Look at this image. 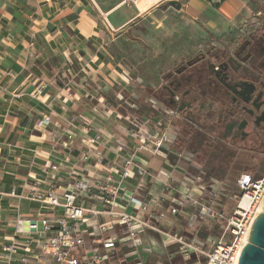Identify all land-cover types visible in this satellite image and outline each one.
<instances>
[{"label": "crops", "instance_id": "1", "mask_svg": "<svg viewBox=\"0 0 264 264\" xmlns=\"http://www.w3.org/2000/svg\"><path fill=\"white\" fill-rule=\"evenodd\" d=\"M254 1L223 0L214 4L209 0H179L182 6L175 8L165 0L160 8L146 15L148 18L140 19L143 50L147 54L154 51V58L161 56L169 45L165 37L175 35L188 40L197 38L198 44L206 47L234 43L242 35L239 28L252 18ZM117 3L118 0H0V86L9 99L0 95V264H6L3 247L15 238L18 213L31 215L41 210L39 203L28 198L33 190H47L53 184L62 193L71 180L70 174L106 175L111 171L118 176L127 158H132L134 164L131 176L124 181L128 190L124 200L127 202L132 195L142 200L147 209H135L123 200L119 206L161 231L138 228V248L118 242L107 251L89 234L88 225L81 223L89 248L88 252L78 253L83 264H94L96 248L107 255L105 264H198L195 255L190 259L182 257L179 246L165 239L163 232L194 238L207 249L219 235L218 221L199 218L198 208L183 199L187 193L194 197L206 194L208 188L170 151L171 142L156 153L140 148L143 133L158 137L171 126V109L151 99L155 98L156 86L141 76L133 78L130 70H121L124 67L119 62L99 57L102 42L108 34H115L106 29L98 8L107 14L119 35L127 33L138 16L134 5ZM123 8L125 14L115 24L110 17ZM198 53L201 51L196 48L185 58ZM143 80L145 83L140 84ZM43 85L42 94L34 96ZM128 96L130 99H126ZM127 101L134 103V112L127 108ZM132 113L141 127L139 133L129 123ZM44 115L54 116L63 124L65 118L84 116L91 119L92 128L88 132L79 125L73 130L75 137L69 138L54 124L39 126ZM98 134L99 143L87 147V137ZM85 151L93 156L91 160L83 159ZM98 153L102 156L100 164L96 162ZM54 164L59 166L57 170L52 169ZM139 166L155 172L157 178H141ZM170 177L175 187L167 190L164 183ZM77 202L103 209L102 203L94 199L80 197ZM173 206L179 208L177 213L172 212ZM107 220L111 216L102 214L93 221ZM123 227L117 224L114 233L123 237ZM17 235L23 242L28 239L27 234ZM28 254L29 263L39 264L35 251Z\"/></svg>", "mask_w": 264, "mask_h": 264}, {"label": "built area", "instance_id": "2", "mask_svg": "<svg viewBox=\"0 0 264 264\" xmlns=\"http://www.w3.org/2000/svg\"><path fill=\"white\" fill-rule=\"evenodd\" d=\"M172 1V0H170ZM179 1V0H177ZM214 4H221L223 0H209ZM165 0H118L117 5H134L139 17H145L161 7ZM105 21L109 28L116 31L107 19V14L103 13ZM129 78V75L127 74ZM41 86L37 89L34 96H40L44 89ZM5 89L0 86V95L8 101ZM16 95V94H15ZM18 95V94H17ZM126 106L131 112H134V103L126 102ZM132 117L129 123L138 133L141 127L137 119ZM63 124L54 116L44 115L40 120L39 126L54 124L69 138H74V129L79 125L84 127L85 131H90L91 119L84 116L79 118H65ZM172 128L155 137L151 133H143L140 138V148L147 152L156 153L165 143L172 142L170 133ZM100 135L87 137L86 146H95L99 143ZM85 161L91 160L90 152L85 151L82 154ZM97 164L102 162V156L97 154ZM134 160L127 158L120 175L115 176L111 171L105 174L94 173L91 176H79L70 174L71 180L67 188L61 192L58 187L51 184L50 189L42 190L37 188L29 195V199L40 204L41 210L37 214L23 215L18 213L15 224V238L11 244L3 247V256L6 264H31L29 263V252L35 251L38 254L39 264H83L78 256L79 251H89L86 246L85 238L81 230V223L88 225L87 231L91 236H95L105 250L116 247V244L126 242L132 248H138L141 244V236L138 228L155 229L161 231L158 226L151 224L148 220L141 218L139 215L128 213L123 207L119 206V201H125L135 209L141 208L146 210L147 206L139 198L130 196L129 200H124L127 193L124 181L132 174ZM57 164L52 165L53 170H57ZM138 175L141 178H148L149 181L155 180L157 174L150 171L147 167L139 166ZM49 175L52 173L47 172ZM196 180L205 183L200 175H196ZM238 192L231 196L235 204L232 209L225 211L217 204L216 198L206 194H199L194 197L191 193L183 195V199L197 209L199 218L215 219L218 221L219 235L213 241L209 249L204 243L197 242L196 239L182 237L172 232H163V236L168 241L177 244L182 257L190 259L195 255L198 264H238L243 248L248 243L252 225L264 205V171L261 174L251 172H241L236 180ZM167 190L174 189L173 178L170 177L164 183ZM206 184V183H205ZM80 197L94 199L102 203L103 209L81 205L77 202ZM179 208L172 207V212L177 213ZM108 214L111 220L97 223L98 215ZM93 222H96L95 224ZM117 224H124L123 237L115 232ZM18 233L27 234L28 239L23 242L18 238ZM94 255V264H105L104 260L107 255L101 254L100 249L96 248ZM203 257L204 259H202Z\"/></svg>", "mask_w": 264, "mask_h": 264}, {"label": "flooded vegetation", "instance_id": "3", "mask_svg": "<svg viewBox=\"0 0 264 264\" xmlns=\"http://www.w3.org/2000/svg\"><path fill=\"white\" fill-rule=\"evenodd\" d=\"M234 46L181 63L165 85L168 107L171 116H207L208 125L192 121L207 144L245 152L247 161L264 166V31L245 33Z\"/></svg>", "mask_w": 264, "mask_h": 264}, {"label": "rangeland", "instance_id": "4", "mask_svg": "<svg viewBox=\"0 0 264 264\" xmlns=\"http://www.w3.org/2000/svg\"><path fill=\"white\" fill-rule=\"evenodd\" d=\"M254 2L255 8L251 16V20L243 25L242 28H239L242 35L246 32H252L253 30L257 32L264 31V0H255ZM98 10L102 21L105 23L106 29H109L111 33L115 34V36L108 34V37L104 40L105 42H102L99 52L100 59L114 62L115 64H118L119 62L121 66L124 67L121 70H130L132 76H135H133V78L136 79V77L141 76L145 81H147V83L150 82L155 85L156 87L153 94L155 95V98L153 96L151 99L155 102L157 101V103H162L163 107L166 109H169V107L167 104L168 94L165 89V85L169 81V75L173 77L172 75L174 70L181 63H185V61L188 60L185 57L192 55L196 48L199 49L201 53H206L208 49L211 50L214 48L211 44L207 47L206 45L202 46L198 44L200 41H198L197 38L188 40L187 37L182 38L180 35H175L174 37L167 36L165 37V44H169L167 49L164 46L165 51L162 52V55H157V57L155 56L154 58V51L147 54V52L143 50V45L141 44L143 29L140 24V19H146L148 18L147 16H137V18H134L131 22L133 27L130 28L124 35H119L120 33L118 29L113 31L109 28L104 19V12L100 10V8H98ZM125 10V8L117 10L116 13L110 17V19L116 24V20L125 14ZM149 20L152 21L151 18H149ZM242 35L238 37L237 40H240ZM115 37L119 38L116 42H113L112 39ZM199 45L201 47H199ZM235 48L236 46H234V43H229L228 45L222 44V46L217 49L229 52L233 51ZM210 61L211 63L216 62L214 59L209 60V62ZM131 69H135L134 73H132ZM144 80L140 82V84L145 83ZM126 99H130L129 96ZM164 116L168 117L169 115L164 114ZM191 116H193L192 118L196 121V123L199 122L201 125L202 123L206 125L209 124V118L205 115L199 117L198 114L194 113V115ZM165 117L161 119L165 120ZM170 120V127L173 130V132H171L172 134L170 133V139H172V142L170 143V151L179 156L184 167L189 170L191 175L195 177L196 175L202 176L208 188V193L206 192V195L216 198L217 204L220 205L226 212L232 209L235 201L231 196H234L238 192L236 180L240 176L241 172H251L255 175L261 174L264 171V166L259 165L257 162L247 161L246 158L249 155L245 152H240L235 157L226 177L223 179L212 177L208 180L206 177L207 168L205 167L208 164L210 155L217 151L216 146L213 144L214 142L207 144L209 142L207 140L210 138H208V136H204L205 134L198 130L195 125L191 126L186 124L184 122L185 119L182 116L172 115V119ZM165 121L169 124L167 118ZM156 128L161 129L160 127ZM204 137L207 139H204V142H202L201 140ZM201 258L204 259L203 257Z\"/></svg>", "mask_w": 264, "mask_h": 264}, {"label": "water", "instance_id": "5", "mask_svg": "<svg viewBox=\"0 0 264 264\" xmlns=\"http://www.w3.org/2000/svg\"><path fill=\"white\" fill-rule=\"evenodd\" d=\"M175 8H181L179 1H170ZM238 264H264V209L255 219L248 243L243 248Z\"/></svg>", "mask_w": 264, "mask_h": 264}, {"label": "trees", "instance_id": "6", "mask_svg": "<svg viewBox=\"0 0 264 264\" xmlns=\"http://www.w3.org/2000/svg\"><path fill=\"white\" fill-rule=\"evenodd\" d=\"M167 104H168V100H167ZM184 119H185L184 122L186 124H189L191 126L194 124L192 123V121L194 120L190 115L188 116L186 115ZM204 139L206 140L207 138L204 137L201 141L204 142ZM236 156L237 154L235 152H232L227 147L217 149V151L213 152L210 155L208 159V164L205 167L207 168V173H206L207 179L209 180L212 177L223 179L224 177H226ZM170 158L172 161H175L176 159V157L173 154L170 155Z\"/></svg>", "mask_w": 264, "mask_h": 264}, {"label": "bare ground", "instance_id": "7", "mask_svg": "<svg viewBox=\"0 0 264 264\" xmlns=\"http://www.w3.org/2000/svg\"><path fill=\"white\" fill-rule=\"evenodd\" d=\"M263 209H264V205H263V207H262V209H261L260 211H262V212H263Z\"/></svg>", "mask_w": 264, "mask_h": 264}]
</instances>
